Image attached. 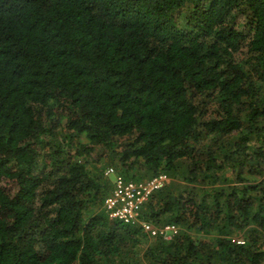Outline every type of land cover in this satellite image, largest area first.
Returning <instances> with one entry per match:
<instances>
[{
    "label": "trees",
    "instance_id": "trees-1",
    "mask_svg": "<svg viewBox=\"0 0 264 264\" xmlns=\"http://www.w3.org/2000/svg\"><path fill=\"white\" fill-rule=\"evenodd\" d=\"M0 264H264V0H0Z\"/></svg>",
    "mask_w": 264,
    "mask_h": 264
},
{
    "label": "built area",
    "instance_id": "built-area-1",
    "mask_svg": "<svg viewBox=\"0 0 264 264\" xmlns=\"http://www.w3.org/2000/svg\"><path fill=\"white\" fill-rule=\"evenodd\" d=\"M104 174L113 182V188L104 200V209L110 219L124 223H138L149 237L160 236L164 240H171L177 234L178 227L173 223L155 226L139 218L141 205L155 191L170 182V177L166 173L139 182L124 179L112 166L107 167Z\"/></svg>",
    "mask_w": 264,
    "mask_h": 264
},
{
    "label": "rangeland",
    "instance_id": "rangeland-1",
    "mask_svg": "<svg viewBox=\"0 0 264 264\" xmlns=\"http://www.w3.org/2000/svg\"><path fill=\"white\" fill-rule=\"evenodd\" d=\"M240 239H242V238H240Z\"/></svg>",
    "mask_w": 264,
    "mask_h": 264
}]
</instances>
